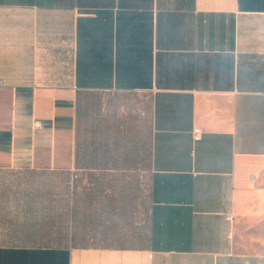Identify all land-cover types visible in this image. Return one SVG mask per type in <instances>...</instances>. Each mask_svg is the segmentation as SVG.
Here are the masks:
<instances>
[{
	"label": "crops",
	"instance_id": "crops-1",
	"mask_svg": "<svg viewBox=\"0 0 264 264\" xmlns=\"http://www.w3.org/2000/svg\"><path fill=\"white\" fill-rule=\"evenodd\" d=\"M0 264H264V0H0Z\"/></svg>",
	"mask_w": 264,
	"mask_h": 264
},
{
	"label": "built area",
	"instance_id": "built-area-1",
	"mask_svg": "<svg viewBox=\"0 0 264 264\" xmlns=\"http://www.w3.org/2000/svg\"><path fill=\"white\" fill-rule=\"evenodd\" d=\"M35 126L39 127L40 126V122H36ZM200 138H201V135L199 133H196L195 136H194V139L195 140H199Z\"/></svg>",
	"mask_w": 264,
	"mask_h": 264
}]
</instances>
